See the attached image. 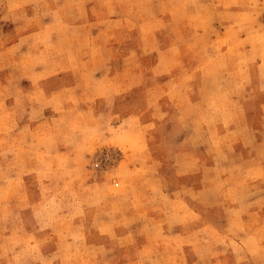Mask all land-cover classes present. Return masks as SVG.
Listing matches in <instances>:
<instances>
[{
    "label": "rangeland",
    "instance_id": "obj_1",
    "mask_svg": "<svg viewBox=\"0 0 264 264\" xmlns=\"http://www.w3.org/2000/svg\"><path fill=\"white\" fill-rule=\"evenodd\" d=\"M0 264H264V0H0Z\"/></svg>",
    "mask_w": 264,
    "mask_h": 264
}]
</instances>
